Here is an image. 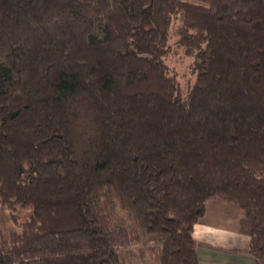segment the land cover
Wrapping results in <instances>:
<instances>
[{
    "label": "trees",
    "instance_id": "trees-1",
    "mask_svg": "<svg viewBox=\"0 0 264 264\" xmlns=\"http://www.w3.org/2000/svg\"><path fill=\"white\" fill-rule=\"evenodd\" d=\"M210 201L264 264V0H0V264H201Z\"/></svg>",
    "mask_w": 264,
    "mask_h": 264
},
{
    "label": "crops",
    "instance_id": "crops-1",
    "mask_svg": "<svg viewBox=\"0 0 264 264\" xmlns=\"http://www.w3.org/2000/svg\"><path fill=\"white\" fill-rule=\"evenodd\" d=\"M249 222L244 210L234 204L208 202L206 214L194 230L196 241L212 246L198 247L200 263L256 264L245 251L250 240Z\"/></svg>",
    "mask_w": 264,
    "mask_h": 264
},
{
    "label": "rangeland",
    "instance_id": "rangeland-1",
    "mask_svg": "<svg viewBox=\"0 0 264 264\" xmlns=\"http://www.w3.org/2000/svg\"><path fill=\"white\" fill-rule=\"evenodd\" d=\"M193 61L194 59L192 57L185 54L183 48L177 46L175 38H172L170 46L168 47L167 55L165 57V63L167 65L168 70L181 83L182 89L185 93L190 89V87L193 86V83L195 81V74L193 73L192 67ZM14 214L18 217L13 216V212L11 210L6 207H3L0 204V237L8 235L12 231H19L21 223L27 220L28 218V214L24 211H20ZM249 224L250 225H248V227L251 231V221L249 222ZM128 255L129 257L136 260L137 264H155V256L149 251H147L146 246L135 244L129 250Z\"/></svg>",
    "mask_w": 264,
    "mask_h": 264
}]
</instances>
